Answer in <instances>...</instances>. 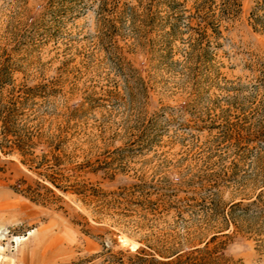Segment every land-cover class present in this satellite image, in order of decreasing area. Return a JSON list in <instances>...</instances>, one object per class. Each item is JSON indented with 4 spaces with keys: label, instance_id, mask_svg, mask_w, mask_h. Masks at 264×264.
Wrapping results in <instances>:
<instances>
[{
    "label": "rangeland",
    "instance_id": "374dc122",
    "mask_svg": "<svg viewBox=\"0 0 264 264\" xmlns=\"http://www.w3.org/2000/svg\"><path fill=\"white\" fill-rule=\"evenodd\" d=\"M200 1L0 0V264H264L263 0Z\"/></svg>",
    "mask_w": 264,
    "mask_h": 264
},
{
    "label": "trees",
    "instance_id": "16d2710c",
    "mask_svg": "<svg viewBox=\"0 0 264 264\" xmlns=\"http://www.w3.org/2000/svg\"><path fill=\"white\" fill-rule=\"evenodd\" d=\"M176 6L177 3L171 4L169 6L172 11L175 13L176 11ZM150 8L152 9L153 6L151 5ZM242 4L241 0H201L197 7H196V15H197V20L199 21V29L197 31V40L196 43L194 44V47H202L201 46L204 41H208L209 45L211 47V41L210 37L208 35V30H211L214 35H219L221 34V27L224 24V22H229L234 20L241 12ZM258 10H264V0L258 5V8L256 9L255 12ZM152 12V10H150ZM254 15V23L255 25H262L264 27V16L263 17H257L256 14ZM172 18L175 17L176 21H180L183 19V16L177 15H171ZM178 24L173 25V31L170 32L169 35H174L176 32ZM205 51V49H203ZM4 134L5 136L7 133L11 132V122H10V117L5 118V126H4ZM26 139V138H25ZM25 139H16L14 142L8 140L7 138L4 140L3 144H1V149L3 148H12L11 145H15L19 147L20 149L27 150L26 147L29 145L27 144Z\"/></svg>",
    "mask_w": 264,
    "mask_h": 264
},
{
    "label": "bare ground",
    "instance_id": "6f19581e",
    "mask_svg": "<svg viewBox=\"0 0 264 264\" xmlns=\"http://www.w3.org/2000/svg\"><path fill=\"white\" fill-rule=\"evenodd\" d=\"M32 234V233H31ZM25 240V239H24ZM121 242L124 244V245H127V244H129V241L128 240H126V239H121ZM132 246V245H131Z\"/></svg>",
    "mask_w": 264,
    "mask_h": 264
}]
</instances>
